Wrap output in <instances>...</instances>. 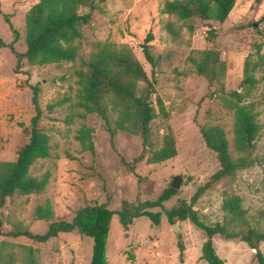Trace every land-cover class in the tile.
<instances>
[{"label": "rangeland", "instance_id": "obj_1", "mask_svg": "<svg viewBox=\"0 0 264 264\" xmlns=\"http://www.w3.org/2000/svg\"><path fill=\"white\" fill-rule=\"evenodd\" d=\"M166 0H107L106 12H92L89 24H83V38L76 40L78 56L74 61L45 65L24 59L17 68V57L9 47H0V160H15L27 140L28 126L35 114L32 86L39 84L43 117L41 127L50 135L51 155L38 159L31 167L33 176L49 173V182L41 194H15L8 198L2 212L3 234H0V264H28L27 246L35 248L40 264H91L94 241L78 232L60 233L45 243H33L25 236L7 235L16 226L35 233L47 230L48 222L37 220V205L49 200L55 219L70 220L87 204H107L118 210L124 199L131 202L155 200L181 177L177 194L164 203L161 223L155 225L141 217L125 230L115 214L107 242L109 264H207L202 258L206 240L203 230L189 220H177L179 231L173 228L166 210L182 200L192 202L198 188L219 169L216 154L202 137L201 126L219 125L229 140L233 158L240 153L234 145L235 110L230 107L231 93L242 91L246 59L257 61L259 54L253 45L262 44L264 56V0H237L228 18L213 22L219 31L215 42H209V28L197 22L194 32L188 30L175 15L164 13ZM38 0H0V38L14 41L15 49L24 52L26 45V15ZM81 8L80 12H88ZM4 14L19 32L7 24ZM172 27L175 31L171 32ZM152 33L153 52L160 56L154 68L146 59L142 44ZM99 43L129 47L142 64L155 92L151 101L157 116L151 122V145L145 157L141 136L119 131L112 141L104 120L80 106V71L83 61L97 50ZM216 47L226 62L224 90L212 86L198 74L193 59L204 49ZM254 75L258 83L243 104L251 105L260 126L254 156L257 162L240 170L231 185H213L195 202L202 219L208 224L224 222V191L241 196L249 224L264 229V65ZM143 85V83H142ZM159 99L166 114L160 111ZM23 123V124H21ZM91 127L94 151L82 149L79 130ZM176 140L177 155L159 163L148 160L153 151L164 145L167 134ZM127 163V164H125ZM185 247L183 257L179 242ZM218 254L225 264H259L254 250L239 239L214 238ZM264 253V242L261 243Z\"/></svg>", "mask_w": 264, "mask_h": 264}, {"label": "trees", "instance_id": "obj_2", "mask_svg": "<svg viewBox=\"0 0 264 264\" xmlns=\"http://www.w3.org/2000/svg\"><path fill=\"white\" fill-rule=\"evenodd\" d=\"M237 0H166L163 12L175 15L182 20L189 31L194 32L199 20L223 23L231 13ZM89 8L88 12H80L81 8ZM107 0H38L26 15V45L24 52L15 49L14 41L6 43L0 38V47H9L17 57V68L24 59L32 64L45 65L60 61H74L77 56L76 40L84 36L82 25L89 24L92 12H106ZM5 21L15 33L19 32L13 26L10 15L4 14ZM264 22V15L261 17ZM174 32L172 27H169ZM219 36L216 27L207 30L206 39L215 42ZM154 39L149 33L142 44L146 59L152 67L159 63L160 56L153 52ZM262 44L253 43L257 48L259 59H246L242 91H233L230 107L235 110L234 145L240 153L233 158L229 150V140L225 130L219 125L201 126V134L206 146L212 150L218 159L219 169L211 175L188 203L182 200L177 206L166 210L168 219L174 224L177 220H189L193 225L204 231L206 240L202 246V258L207 264H225L218 254L214 238L220 236L226 240L239 239L246 242L254 250L259 264H264V253L261 243L264 242V229L252 227L247 218L240 195L232 191H224L225 198L222 208L228 214L224 222L206 223L199 211L194 208L197 199L213 185L224 182L231 185L240 170L253 166L257 159L254 156L256 138L260 126L256 113L251 105L243 104L249 96L258 79L254 72L264 65V56L260 54ZM199 75L205 77L212 86L219 85L218 90H224L226 62L221 57V51L216 48L204 49L198 59H193ZM86 70L80 71V106L86 112L96 113L104 120L112 141L119 131L141 136L143 153L135 161L145 157V151L151 145V122L157 116L151 96L155 92L154 81L150 80L142 64L129 47L110 43H99L91 57L83 61ZM143 83V85H142ZM35 114L28 126L27 140L21 146L15 160H0V234H3L2 212L8 198L15 194H41L49 182V173L33 176L31 167L42 158L51 155L50 135L41 127L43 110L40 105L39 84L32 86ZM160 111L166 114L162 100L159 99ZM23 124V123H21ZM94 130L83 126L79 130L78 139L84 151H94ZM177 155L176 140L173 134H167L164 145L152 152L148 160L159 163ZM127 164V163H125ZM172 186L165 189L155 200H139L134 203L124 199L118 210L108 208L107 204H87L80 208L70 220L55 219L53 205L49 200L36 206L34 217L48 222L47 230L35 233L28 228L16 226L7 235L25 236L33 243H45L60 233L78 232L93 239L91 264H109L107 259V242L112 217L117 214L123 228L127 230L136 219L148 217L155 225L161 223V211L154 208H164V203L177 194ZM180 254L183 257L185 247L179 242ZM27 263L40 264L35 248L27 246Z\"/></svg>", "mask_w": 264, "mask_h": 264}, {"label": "water", "instance_id": "obj_3", "mask_svg": "<svg viewBox=\"0 0 264 264\" xmlns=\"http://www.w3.org/2000/svg\"><path fill=\"white\" fill-rule=\"evenodd\" d=\"M201 25L204 26V27H207L209 29H212L214 28V24L210 21H206V20H201ZM180 181H181V177L180 176H176L173 183H172V187L178 189L180 187ZM173 228L176 230V231H179L180 229V226L178 223H174L173 224Z\"/></svg>", "mask_w": 264, "mask_h": 264}]
</instances>
